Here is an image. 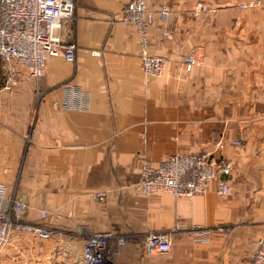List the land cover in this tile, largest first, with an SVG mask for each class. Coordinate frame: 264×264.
Wrapping results in <instances>:
<instances>
[{
  "label": "crops",
  "instance_id": "0c3cea01",
  "mask_svg": "<svg viewBox=\"0 0 264 264\" xmlns=\"http://www.w3.org/2000/svg\"><path fill=\"white\" fill-rule=\"evenodd\" d=\"M74 1V18L55 35L77 45L76 61L49 60L42 99L23 67L11 91L0 74V208L16 196L26 221L67 236L14 233L0 264H85V240L103 232L125 239L112 243L114 264H252L264 232V10L232 9L244 0H147L150 52L167 59L162 77L148 79L124 19L131 0ZM195 47L202 66L188 72ZM65 84L82 91L81 109L63 108ZM216 153L233 163L230 196L216 181L192 198L141 192L144 165ZM176 224L208 229L209 241L175 235L169 253L145 250L148 234Z\"/></svg>",
  "mask_w": 264,
  "mask_h": 264
},
{
  "label": "built area",
  "instance_id": "2783aa9c",
  "mask_svg": "<svg viewBox=\"0 0 264 264\" xmlns=\"http://www.w3.org/2000/svg\"><path fill=\"white\" fill-rule=\"evenodd\" d=\"M76 8L74 0H0V63L5 90L11 91L23 78L22 71L16 68L18 65L36 82L38 98L42 99L44 93L39 88V81L46 73L49 60L63 54L68 63H75L77 45H62L55 33L74 18ZM232 9L262 10L264 0H244ZM198 10L205 12L207 8L199 7ZM170 12L168 7H162V15L167 16ZM124 19L137 30L142 47L140 60L143 75L148 79L161 78L167 59L150 52L149 33L155 14L148 9L147 0H131L124 8ZM201 50L195 47L185 56L184 64L188 72L202 66ZM63 88L67 100L63 108L81 109L83 102L79 100L82 91L72 84H65ZM239 144V141L232 142L233 146ZM217 148L218 152L222 151L224 143L218 142ZM232 171L233 163L218 153L172 156L157 165H144L139 187L146 196L167 192L175 198H192L205 194L216 181L218 194L228 197L232 193L229 182ZM98 199L102 200L103 195H98ZM28 209L16 196L8 198L5 207L0 208V256L14 233L26 234L41 241L67 236L58 229L26 221ZM42 216L46 217V213L42 212ZM218 231L226 235L231 233V229L225 227ZM209 234L210 231L201 226L187 228L176 224L169 231L148 234L145 250L149 254H165L171 251L175 235L191 237L197 243H207ZM112 243L115 248H120L125 244V239L113 232L95 233L88 237L83 247L85 264H114ZM252 264H264V232L258 241Z\"/></svg>",
  "mask_w": 264,
  "mask_h": 264
},
{
  "label": "trees",
  "instance_id": "16d2710c",
  "mask_svg": "<svg viewBox=\"0 0 264 264\" xmlns=\"http://www.w3.org/2000/svg\"><path fill=\"white\" fill-rule=\"evenodd\" d=\"M0 74H1V76H2V73H1V63H0Z\"/></svg>",
  "mask_w": 264,
  "mask_h": 264
},
{
  "label": "rangeland",
  "instance_id": "374dc122",
  "mask_svg": "<svg viewBox=\"0 0 264 264\" xmlns=\"http://www.w3.org/2000/svg\"><path fill=\"white\" fill-rule=\"evenodd\" d=\"M262 10H264V9H262ZM262 10H253V11H262Z\"/></svg>",
  "mask_w": 264,
  "mask_h": 264
}]
</instances>
